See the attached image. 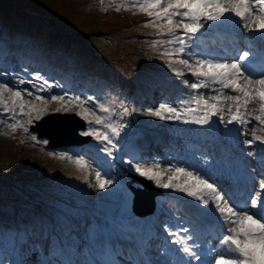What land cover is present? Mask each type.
Segmentation results:
<instances>
[{
    "label": "snow or ice",
    "instance_id": "6c2138e0",
    "mask_svg": "<svg viewBox=\"0 0 264 264\" xmlns=\"http://www.w3.org/2000/svg\"><path fill=\"white\" fill-rule=\"evenodd\" d=\"M103 4V0H101ZM117 11H120L123 4L114 5ZM133 6H138L140 11L146 12L150 18L144 23L151 24L153 27L161 29V34L171 36L173 39L168 43H176L178 45L176 52L166 53L173 56H181L177 62L184 65L189 74L196 78L195 82L190 84L193 92H199L203 88H209V82L212 85H220V89L210 88L209 91L215 92L216 95L211 99L205 98L201 93L181 99L179 106L161 104L157 109H148V114L157 116L160 119L179 120L182 113L190 114L192 112H202L195 123L200 125H208L213 117H217L219 123H225V109L220 105L221 99L232 101L235 106L230 105L227 108L229 118L226 125H246L251 120L245 119L241 114V108L247 111L250 103H257L258 109H252L251 112H259V115L252 116V120L264 126V72L253 73L249 70V59L253 55L250 50H245L237 58H233L231 62L227 58L220 56H212L211 54L195 53L191 50L192 44L203 33L207 22H223L225 19H234L237 23L249 33H259L264 37V0H133ZM159 20L161 23L156 24L154 21ZM156 42L154 41L153 44ZM169 61V66H171ZM27 73V69L24 70ZM177 76H182V71L173 69ZM2 75V74H0ZM39 81L40 83H37ZM31 84L32 90L25 89L23 92L18 90L19 85L9 86L8 83H0V104L4 105L3 111L8 112L7 101L4 93H11L13 108L16 106L17 99L22 100L25 95L32 97L40 102H44L45 96L42 92H47L54 85L49 79L41 75L40 72H34L29 80L21 79L19 84ZM183 83L189 86V81L184 80ZM59 87V85H55ZM230 89L234 95H224V90ZM52 101L67 100L69 105L79 104L81 106L91 105L92 108L99 109L102 112H108L110 109L101 104L95 96L69 95L65 92L61 96H51ZM30 112L37 113L36 119L39 120L43 115V109L38 108L36 104L28 103ZM194 106V107H193ZM202 106V107H201ZM21 114H24L25 103L19 105ZM62 109L67 111L68 106L62 105ZM123 111L128 112V108L124 107ZM29 112V114H30ZM89 112V108L85 107L78 115L84 116ZM168 113L169 115H165ZM95 117V124L109 128L108 132H101L100 128H89L82 131V136H94L97 141H103L98 151L105 154L106 157L113 155V149L118 147V142L114 140L120 135V129L112 124L104 125V118L97 115L95 111L91 113ZM251 115V113H249ZM29 124L33 123L29 119ZM91 123V121L89 122ZM9 128L16 130L22 127L25 132L28 128L18 123L8 125ZM124 125H121L123 128ZM32 140L37 141L38 137L32 135ZM257 142L264 147V136H258L253 132L252 138L245 140L244 143L252 146ZM44 144L48 141L44 140ZM61 154V159L64 158ZM253 155V153H249ZM76 165L81 169H87L89 162L83 156L75 157ZM133 170L142 177L155 181L158 186L165 189H175L188 197L194 198L203 206L207 207L213 203L214 210L219 213L220 219L225 227L222 238L219 240L218 254H214L204 264H264V171H261V178L257 181L253 177V191L255 195H249L243 207L230 203L231 197L220 192L216 184L210 182V178H206L204 174L197 169L173 165L168 163L167 167L161 170V162L154 161L151 165L126 161ZM166 172L171 175L167 177V182L162 183V176ZM106 174L101 171L95 172L96 187L100 190L108 188L114 183L111 179L104 178ZM258 185V188H257ZM91 187V185H89ZM205 193L210 194L206 197ZM164 231L170 237H176L171 240L174 245H181L178 249L188 257L183 264H191V260L201 262V255L198 254L199 248L195 243L189 245L188 241H193L188 227L181 226L178 231H173L172 227L165 224ZM2 264V261H0ZM23 264V261L18 262ZM47 264H52L51 261Z\"/></svg>",
    "mask_w": 264,
    "mask_h": 264
},
{
    "label": "rangeland",
    "instance_id": "374dc122",
    "mask_svg": "<svg viewBox=\"0 0 264 264\" xmlns=\"http://www.w3.org/2000/svg\"><path fill=\"white\" fill-rule=\"evenodd\" d=\"M119 4H123L124 7L117 11L114 5ZM0 13L4 18L7 15L10 16L17 27H24L32 32L37 39L38 48H48L54 53L52 47L42 42L46 38H52L56 42H74L78 48L74 53L77 67L95 76L99 72H107L109 78L118 77L121 80L120 85L111 92L108 90L99 100L110 109L107 114L112 120L120 119L121 112L118 104L121 101V95L119 93L127 94L130 85L139 76L168 68V63L157 55L161 53L168 55L166 53L174 52L173 50L159 52L154 49L145 51L127 49L129 43L139 44L141 36L151 37L153 36L151 34L156 32L151 24L144 23L153 18H150L146 12L140 11L138 6L134 7L133 0H103V4L101 0H0ZM154 22L161 23L159 20ZM96 40L103 44L113 41L114 46L109 48L104 45L97 51L91 46ZM140 53L148 54L150 57H140ZM132 64L136 66V73L132 71ZM4 98L7 102L11 101L8 92L4 93ZM66 102L68 101H56L51 105L55 106L54 111H61L63 109L59 106L66 105ZM173 103L179 106L177 101ZM70 106L76 108L81 105ZM40 108L43 109L44 115L46 107ZM18 112L21 114L20 109ZM51 112L52 110L48 111V113ZM25 113L24 110L23 115ZM36 116L37 113L34 111L24 121L23 125L28 130L31 125L28 123L29 119L37 120ZM140 122L143 125L153 124L147 118H143ZM14 131L7 129L3 136L0 135V211L3 209L10 212L26 211L33 216H38L37 206L42 205L43 199L40 196L42 190L46 193L59 190L69 193L66 187L73 184L76 187L73 203L82 211L89 204L88 196L83 194V197H80L81 192L78 191L77 183L79 178L87 177L89 170L77 166L75 169H70L73 171L71 173L73 177H69L68 170L61 167L62 160L56 159L48 152L26 148L24 141L15 138ZM21 131L27 133L22 127ZM109 134L111 135V132ZM123 148V142L118 144V147L113 149V155L107 160L121 155ZM180 157L182 161L185 157L192 160L184 164V167L188 168L196 159L195 154L185 151L180 154ZM28 185H33L36 189H28ZM119 193L121 191L117 192ZM124 213L127 214L128 211L124 210ZM107 223V228L116 233L127 234L134 229V227H125L122 221L108 220Z\"/></svg>",
    "mask_w": 264,
    "mask_h": 264
},
{
    "label": "trees",
    "instance_id": "16d2710c",
    "mask_svg": "<svg viewBox=\"0 0 264 264\" xmlns=\"http://www.w3.org/2000/svg\"><path fill=\"white\" fill-rule=\"evenodd\" d=\"M151 35H156V36H163L164 34H151ZM152 37V36H151ZM151 37H146V35H143L140 37V40H139V44H133V43H129V48L131 50H139V49H143V48H146L147 47V43L151 40ZM134 47H138L137 49H134Z\"/></svg>",
    "mask_w": 264,
    "mask_h": 264
},
{
    "label": "bare ground",
    "instance_id": "6f19581e",
    "mask_svg": "<svg viewBox=\"0 0 264 264\" xmlns=\"http://www.w3.org/2000/svg\"><path fill=\"white\" fill-rule=\"evenodd\" d=\"M42 135L45 136L46 133H43ZM209 178L211 180L215 181V182H221V179L225 178V176L224 175H221V174H218V175H210ZM155 237L158 238V239H160V237L157 234H155ZM128 253L131 256L135 257L133 254L130 253V251H128ZM13 264H17V262L14 261ZM141 264H153V263H150V262L149 263H146L145 261H143ZM159 264H163V263H159Z\"/></svg>",
    "mask_w": 264,
    "mask_h": 264
},
{
    "label": "water",
    "instance_id": "95a60500",
    "mask_svg": "<svg viewBox=\"0 0 264 264\" xmlns=\"http://www.w3.org/2000/svg\"><path fill=\"white\" fill-rule=\"evenodd\" d=\"M51 117H54V116H51Z\"/></svg>",
    "mask_w": 264,
    "mask_h": 264
}]
</instances>
